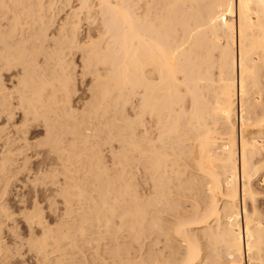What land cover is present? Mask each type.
Returning <instances> with one entry per match:
<instances>
[{"label":"bare ground","instance_id":"obj_1","mask_svg":"<svg viewBox=\"0 0 264 264\" xmlns=\"http://www.w3.org/2000/svg\"><path fill=\"white\" fill-rule=\"evenodd\" d=\"M78 1L55 27L70 0H0L1 170L36 124L65 177L59 225L36 199L23 210L32 264H264V0ZM74 49L93 77L80 111ZM3 198L0 264H29Z\"/></svg>","mask_w":264,"mask_h":264},{"label":"rangeland","instance_id":"obj_2","mask_svg":"<svg viewBox=\"0 0 264 264\" xmlns=\"http://www.w3.org/2000/svg\"><path fill=\"white\" fill-rule=\"evenodd\" d=\"M78 2H79L78 0H70V3H69L70 5H66V4H68V2L62 3V4H64L62 6L60 5L61 3L58 4V6H61V7L56 8L57 17H56L55 27L58 26L59 22L62 19H64L65 15H67V13L71 12L72 10L74 11L75 9H77L79 7ZM61 8H62V11H60ZM73 8H75V9H73ZM59 11L61 13H59ZM81 14H83V13H81ZM81 17L83 18L82 19V28H81L82 32L86 31L87 28H91L94 32L95 31V28H94L95 25L94 24L91 25V23L87 22L88 20L86 19V16H84V14L81 15ZM80 35L82 36V33ZM81 41L84 42L83 39H81ZM68 50H69V48H68ZM80 53L81 52L78 49H74V50H72V53H70L68 55V56H71V57H68L69 59L73 58V60L70 59V61H72L73 63L76 64V68L74 69V72L77 75V78L75 75L76 83H75V88L73 89L74 90L73 94H75V95H73L74 97L72 96V98H73L72 104L74 105V107L79 109L78 111L82 110V107L84 106L85 102H88L89 99L91 100L90 88L92 86L91 83L93 81V77L91 74H86L84 76L81 75V69L82 68H81V55H80ZM12 76H13V74L11 72L4 71V80L7 84V86H9L10 88H12V85L14 84V81L10 80L12 78ZM134 101L136 102V98H134ZM127 107L128 108H126L127 111H125V114L127 115V117L129 116L131 118H134L135 117L134 110L129 105H127ZM94 119H92L93 120L92 124H93V122L97 123V121H98L97 119H95L96 121ZM18 122H19V120H18ZM44 136H45L44 128L42 126H38L35 124L31 128L30 138H29V142L32 145L30 144L26 148H24L26 151L23 149V151H25V152L22 151L23 152V154H22L21 152H18L19 148H17L20 146V142H15L14 145L12 146V148L13 149L15 148V149L13 150L14 151L12 154L13 157L11 156V160H10L11 164L10 165L8 164L9 166H7L8 171L5 170L6 172H4L1 170V167H0V171L3 172V173L0 172V175H2V176H0V179H2V183H0V185H2V189H1L2 191L0 192L2 194H0V195H2V196H0V198L4 197L3 199L6 200L5 203L7 202L6 204H8L7 207L9 208V211L12 212L11 218L13 217V219H15V221L14 220L12 221L13 223H11V220H9V221L7 220L8 222L5 221V224L3 223V232H4V235L7 237L6 239L9 242L10 246L12 247L13 251H16V250L18 251L19 247H20L19 250H21V248H23L21 250L22 252H20V253L25 255V260L29 264L36 263L37 256L35 255L34 251L32 252L28 249L29 244H28V246H26L27 241L30 238V236H29L30 229H29L28 223L26 221L25 211H23V210L30 209L32 202H34V200L36 199L38 201V203L40 204V205L38 204L39 208H41V210L43 208V210H44V211L42 210L45 214V215H43L45 217L44 219L50 224V226H54V227H56L57 225L60 224L61 218L64 217V214L66 212L65 211L66 205L64 203V199H63V196L61 195V191H60L64 187L65 177L62 173L63 167H62V165L59 164L60 161L58 160V156L55 152L50 151L51 147L48 146L47 144H42V145H38V146L35 145L41 139L43 140ZM69 136H70L69 139H67L68 143L71 140L74 141V139H72L74 137H72L71 135H69ZM106 138L107 137H104L103 140H107V141H104V142H103V140L101 141V148L103 149L102 152L104 151L103 154H104L105 160L107 161V164L112 165L113 164V160H112L113 155L111 153V147L114 144V146H116L115 148L120 149L121 145L118 141H110ZM92 142H94V141L92 140ZM102 142L105 144H103ZM70 143H72V142H70ZM19 153H21V154H19ZM25 156H27V157H25ZM26 158H28V159H26ZM27 160H28V167L24 168L25 165L27 166V163H26ZM53 170L59 171V172H57V174L55 176L57 178H55V177L52 178L54 176V175L52 176V174L54 172ZM45 172H46V176H48V177L44 176ZM47 172H49L51 174L50 177H49V173H47ZM4 179H5V182L3 181ZM142 180H143L142 177H139L140 189L142 191H145L146 186L144 184H142ZM9 182H10V184H9ZM3 184H5L7 188L5 187V185H4V187L8 191H10V192H7V194L4 192L5 190H3V189H5V188H3ZM8 187H10V189ZM258 187L260 190L263 189L262 192L264 194V184L258 183ZM59 188H60V190H58ZM21 199H23V201H20ZM74 202H75V205H74L75 216L77 217L76 213H77L78 209L80 208V205L77 204L79 201L76 200ZM259 202H260V204L264 205V197H260ZM77 205H79V206L77 207ZM22 211L24 214L22 213ZM165 214L167 216L171 217V215H169L168 213H165ZM71 221H72V219H71ZM6 222L8 223V225H6L7 224ZM14 222L16 224H14ZM10 227H11V230L13 228L12 231H14V232L17 231L16 232L17 236L13 235L11 233L12 231L10 230ZM40 229L41 228L39 226H37L35 228V232L39 236L41 235ZM16 240L18 241L17 245H15ZM19 240L21 242H19ZM23 241H24V244H22ZM18 245H19V247H18ZM24 245H25V247H24ZM160 245H163V243L161 242ZM16 246L18 247V249ZM80 247L82 250H85L83 253L79 252L78 249L76 250V252L78 253V254L76 253V255L81 256V258L87 257V256L90 257L94 251V248L95 247L97 248V246H95V245L93 247H89L85 244L84 245L80 244ZM27 250H28V252H27ZM83 255H85V256H83ZM20 261H21V258L17 254L13 257L11 264H20ZM43 262H45V261H43Z\"/></svg>","mask_w":264,"mask_h":264}]
</instances>
